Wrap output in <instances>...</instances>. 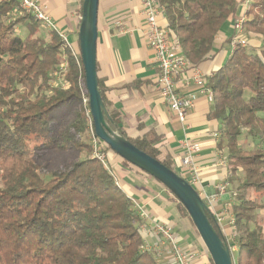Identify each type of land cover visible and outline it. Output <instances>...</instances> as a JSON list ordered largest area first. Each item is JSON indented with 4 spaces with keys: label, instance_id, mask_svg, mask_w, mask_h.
I'll use <instances>...</instances> for the list:
<instances>
[{
    "label": "trees",
    "instance_id": "obj_1",
    "mask_svg": "<svg viewBox=\"0 0 264 264\" xmlns=\"http://www.w3.org/2000/svg\"><path fill=\"white\" fill-rule=\"evenodd\" d=\"M158 1L192 66L214 56L224 24L238 13L246 16L244 32L262 37L258 46L236 47L206 79L213 90L209 116L220 123L218 148L224 149L230 171L227 180L238 182L232 207L238 246L234 264H264V229L252 224L253 212L264 205L243 193L264 194V0H249L244 11V0ZM19 24H25L27 36L17 33ZM41 27L33 15L20 12L19 0H0V264H166L155 251L141 248L146 241L142 218L116 183L113 165L107 168L92 156L95 127L80 50L74 52L58 31L44 37ZM98 87L110 126L186 179L175 160L162 155L154 131L127 137L99 77ZM246 136L259 144L244 149ZM98 141L123 166L161 183ZM239 170L243 174L234 177Z\"/></svg>",
    "mask_w": 264,
    "mask_h": 264
},
{
    "label": "crops",
    "instance_id": "obj_2",
    "mask_svg": "<svg viewBox=\"0 0 264 264\" xmlns=\"http://www.w3.org/2000/svg\"><path fill=\"white\" fill-rule=\"evenodd\" d=\"M36 1L44 6L59 30L67 34L74 52H79L83 0ZM159 22L167 26L166 16H161ZM145 28L142 0H99L97 72L98 77L102 79L107 99L112 108L121 114V123L125 127L127 137L138 138L154 131L158 136L157 146L162 155L172 157L176 165L184 154L182 140L190 138L198 142L200 151L195 160L200 172L196 189L207 203L208 211L214 220L221 210L228 209L233 213L235 198L232 197V183L226 193L212 199L217 191L216 186L230 174L228 165L221 163L224 149L218 148L220 135L214 136L215 132H219L220 123L209 116L213 101L204 93L198 94L196 105L186 123L182 124L177 119L161 96L159 68L155 53L146 41ZM223 31L216 39L214 56L197 67L207 76L213 74L228 57V52L224 49L226 45L232 48L231 54L234 50L230 41L233 36L227 37ZM249 44L252 45L250 41ZM185 77H189V85H186ZM176 82L182 92L196 89L190 69L178 74ZM105 153L108 167L111 163L116 170L117 184L148 214V218L142 219L141 222L149 231L146 244L160 251V257L165 259L166 264H174L161 245V238L151 231L153 222L158 221L172 228L183 249L196 251L197 260L200 259L196 264H212L195 225H192L188 217L182 216L166 187L143 172L123 166L120 158L112 152ZM222 227L224 232L220 233L231 240L232 227L227 221ZM180 229H185L186 234H182ZM193 230L197 236L193 234ZM237 251L238 246L234 251L235 257Z\"/></svg>",
    "mask_w": 264,
    "mask_h": 264
},
{
    "label": "built area",
    "instance_id": "obj_3",
    "mask_svg": "<svg viewBox=\"0 0 264 264\" xmlns=\"http://www.w3.org/2000/svg\"><path fill=\"white\" fill-rule=\"evenodd\" d=\"M249 0H244L241 4L243 10L248 6ZM20 12L33 15L49 30H55L59 32L62 40L72 47L68 41L67 34L59 30L57 23L53 20L51 15L46 11L44 6L36 0H19ZM142 12L145 17V38L148 45L155 53V59L159 68L158 82L161 89V96L168 107L175 114L177 119L185 124L190 112L196 105L198 94L204 93L208 98L213 101V90L207 83V75L202 73L197 67L192 66L187 57L182 52V46L178 39L171 35L167 26L162 25L159 22L161 16H166V9L158 0H142ZM246 16L244 12L236 15L233 22L234 36L231 40L233 49L238 46H248V40L244 37V22ZM66 65H63L65 70ZM191 71L193 82L196 85V89L189 90L188 92H182L178 89L176 77L178 74L185 73L186 70ZM189 77H185L186 85L190 84ZM87 99H85L86 101ZM92 133V156L97 157L107 168L106 153L103 149L100 140L96 138V133L91 130ZM95 133V134H94ZM220 132H215L214 136L219 137ZM181 145L184 150L183 156L180 158L177 169L182 172L186 179L196 188L199 183L200 168L196 163V155L200 151V144L193 139L185 138L182 140ZM222 154V153H221ZM221 163L227 165L225 156L221 155ZM115 181L116 178H115ZM117 183V182H116ZM230 182L226 179L216 186L217 191L212 196V199H217L220 194L226 193L230 187ZM236 193H232V197ZM207 204V203H206ZM138 213L142 219L148 218V214L135 203ZM215 220L220 229V232H224L223 223H227L232 227V237L229 240L223 234L224 240L228 243L233 257L235 258L234 251L237 248L235 242L236 237V218L233 213L228 209L221 210L216 214ZM141 230L148 236L149 231L141 224ZM151 231L161 238V245L165 248L166 254L174 264H196L197 253L194 250L183 249L179 243L176 233L172 228L164 223L155 221L152 224ZM143 250H153L160 257L161 253L157 249L149 247L145 243L141 246Z\"/></svg>",
    "mask_w": 264,
    "mask_h": 264
},
{
    "label": "water",
    "instance_id": "obj_4",
    "mask_svg": "<svg viewBox=\"0 0 264 264\" xmlns=\"http://www.w3.org/2000/svg\"><path fill=\"white\" fill-rule=\"evenodd\" d=\"M98 6L99 0L83 1L79 26L80 52L96 136L120 157L155 177L175 195L189 213L214 264H234L231 249L208 219L206 214L208 206L198 190L160 160L140 150L128 138L118 134L108 123V111L98 87Z\"/></svg>",
    "mask_w": 264,
    "mask_h": 264
},
{
    "label": "rangeland",
    "instance_id": "obj_5",
    "mask_svg": "<svg viewBox=\"0 0 264 264\" xmlns=\"http://www.w3.org/2000/svg\"><path fill=\"white\" fill-rule=\"evenodd\" d=\"M233 20H234L233 18L228 19V21L224 24V26L222 28L224 30L223 32H225L227 37L234 36V29H233V22L234 21ZM48 32H49V29L45 25L42 24V27H41V30H40V34H42L44 37H47ZM17 33L20 36H22V37L27 36L28 30H27V27L25 26V24H19L18 25ZM244 37L248 40V43L250 41L251 44H252V45L248 44L247 49H249L250 46H258V45H260L262 43V37L259 36L258 34H255V33L254 34H252V33L251 34L244 33ZM224 49H226V51L228 52V57H229L230 54H231L230 52L232 51V48L230 46L226 45ZM91 143H92V141H91ZM225 143H226V140H224V145H225ZM241 143H242V146H243L244 149H253V148L256 147V145L259 144V140L253 138L252 136H246V137L242 138ZM242 174H243V172L239 170V171H237L235 173L234 177H240ZM146 177H149V176H146ZM237 184H238L237 180H233V182H232L233 186L231 187V192L232 193H235V192L237 193L238 192L237 190H235ZM244 192L246 193L247 197H250V199H252L255 202H258V203L264 205V194L260 195V194L254 193L253 191H251L249 189L244 190L243 193ZM233 197L235 198V200H234V202H235L238 196L234 194ZM253 213L255 214V217H254V220L252 221V224H255V223L259 224L264 229V207L260 208L258 211H255ZM180 231H181L182 234H184V235L186 234L185 229H183V230L180 229ZM194 231L195 230H193V234L197 236V233L194 232ZM199 260L200 259L196 260V263H198Z\"/></svg>",
    "mask_w": 264,
    "mask_h": 264
}]
</instances>
